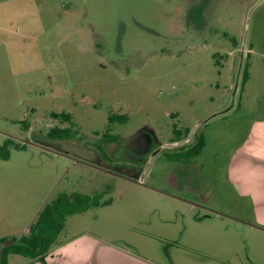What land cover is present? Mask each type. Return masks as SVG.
I'll use <instances>...</instances> for the list:
<instances>
[{"label":"rangeland","instance_id":"374dc122","mask_svg":"<svg viewBox=\"0 0 264 264\" xmlns=\"http://www.w3.org/2000/svg\"><path fill=\"white\" fill-rule=\"evenodd\" d=\"M263 117L264 0H0V238L76 192L108 204L67 217L62 240L264 264V228L227 180ZM187 128L205 145L173 160Z\"/></svg>","mask_w":264,"mask_h":264},{"label":"crops","instance_id":"0c3cea01","mask_svg":"<svg viewBox=\"0 0 264 264\" xmlns=\"http://www.w3.org/2000/svg\"><path fill=\"white\" fill-rule=\"evenodd\" d=\"M231 155L227 180L234 185L240 197L248 199L254 224L264 228V117L251 122L244 142ZM251 227L257 229L253 225ZM258 231L264 235L263 230ZM167 253L171 259L163 256L156 259L141 254L128 244L118 245L83 232L70 238L65 237L45 256L44 261L24 259L20 263L15 258L17 255H9V264H179V260H173V251L168 249ZM253 258V254L247 253L246 264H253Z\"/></svg>","mask_w":264,"mask_h":264},{"label":"trees","instance_id":"16d2710c","mask_svg":"<svg viewBox=\"0 0 264 264\" xmlns=\"http://www.w3.org/2000/svg\"><path fill=\"white\" fill-rule=\"evenodd\" d=\"M52 117L55 119L60 118L64 122L71 121L70 115L67 114L53 113ZM126 119V116L123 115H110L108 125L124 123ZM107 132L109 130H106L105 136H108ZM173 132L175 136L181 135V131L174 130ZM189 132L190 129H185V134ZM56 133V129H53L48 136L54 137ZM7 142H5V145ZM204 145V136L200 135L198 141L188 151L172 154L171 157L173 160L194 158L201 153ZM107 204L108 202L101 201L99 195L90 197L76 192L59 194L55 200L45 204L38 212L34 222L29 225L26 235H22L19 238L0 239V244L7 243L2 253L1 264H6L8 255L21 256L29 261H44L45 256L62 242L61 238L67 217Z\"/></svg>","mask_w":264,"mask_h":264},{"label":"flooded vegetation","instance_id":"af4514ba","mask_svg":"<svg viewBox=\"0 0 264 264\" xmlns=\"http://www.w3.org/2000/svg\"><path fill=\"white\" fill-rule=\"evenodd\" d=\"M110 126H113V124ZM199 137L200 135H197L195 132L192 131H190L188 134H185V130H182L180 136H175L173 132L172 141H170V143L165 146V148H181V150L177 153L185 152L188 151L198 141ZM174 139L175 141H173Z\"/></svg>","mask_w":264,"mask_h":264},{"label":"water","instance_id":"95a60500","mask_svg":"<svg viewBox=\"0 0 264 264\" xmlns=\"http://www.w3.org/2000/svg\"><path fill=\"white\" fill-rule=\"evenodd\" d=\"M137 184H141L139 182H136ZM7 246V243L0 244V264H1V258L4 248Z\"/></svg>","mask_w":264,"mask_h":264}]
</instances>
